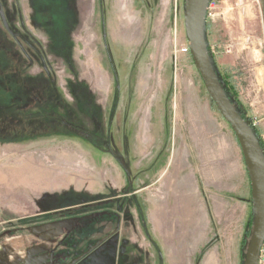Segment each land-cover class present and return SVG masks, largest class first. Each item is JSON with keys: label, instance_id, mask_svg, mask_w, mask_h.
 Returning <instances> with one entry per match:
<instances>
[{"label": "rangeland", "instance_id": "rangeland-1", "mask_svg": "<svg viewBox=\"0 0 264 264\" xmlns=\"http://www.w3.org/2000/svg\"><path fill=\"white\" fill-rule=\"evenodd\" d=\"M50 8L74 24L72 40L27 43L29 15ZM263 16L264 0H213L206 19L220 81L257 133ZM8 27L22 47L5 38ZM187 47L185 0H0V57L20 56L10 83L24 86L12 108L20 138L0 140V201L14 193L19 215L57 199L58 212L42 218L53 264L107 242L117 264H244L250 178ZM4 69L0 59V84Z\"/></svg>", "mask_w": 264, "mask_h": 264}, {"label": "water", "instance_id": "water-1", "mask_svg": "<svg viewBox=\"0 0 264 264\" xmlns=\"http://www.w3.org/2000/svg\"><path fill=\"white\" fill-rule=\"evenodd\" d=\"M211 0H185L188 45L207 92L234 131L246 163L254 202V226L244 264H259L264 241V149L252 125L236 108L212 62L206 39V19Z\"/></svg>", "mask_w": 264, "mask_h": 264}, {"label": "crops", "instance_id": "crops-1", "mask_svg": "<svg viewBox=\"0 0 264 264\" xmlns=\"http://www.w3.org/2000/svg\"><path fill=\"white\" fill-rule=\"evenodd\" d=\"M7 31L10 38V30L7 29ZM19 57L9 49L2 56L4 60L15 59L20 64ZM11 72L14 71L8 70L2 73L6 78L0 84V106H3V110L0 112V121L8 131L7 135L1 137L0 140H3V143L5 140L10 141L8 144H11L12 138H16L17 140L20 138V136L18 138L16 136L20 132L21 127L14 125H20L23 122L21 116L17 114V109L12 114V108L18 104L21 98L16 93L22 92L24 86H18L19 84L12 85L10 83ZM12 102L14 103L13 106L11 105ZM23 142L24 140L20 144ZM13 195L14 193L8 194L4 198V202L0 201L2 202L0 203V264H53L52 255L56 251L53 249V234L42 232L43 229L47 230L42 226V218L58 212L57 199L54 205L52 198L46 197L39 202L40 210L37 213L18 215L17 213L19 212L14 213L13 203H16V201L19 203L20 199H17ZM25 198H22L24 202ZM20 210L19 207L18 211ZM30 219H35L36 222L30 224L31 221L28 223ZM52 224L53 222H46L47 226H51ZM27 225L33 227L28 229Z\"/></svg>", "mask_w": 264, "mask_h": 264}, {"label": "trees", "instance_id": "trees-1", "mask_svg": "<svg viewBox=\"0 0 264 264\" xmlns=\"http://www.w3.org/2000/svg\"><path fill=\"white\" fill-rule=\"evenodd\" d=\"M38 1L40 2L42 0H38ZM45 3H47V1H45ZM50 4H48V5L50 6ZM52 7L54 8L55 6H52ZM46 11H47V13H46ZM53 16L54 15H53V12H52V9L51 8L49 10H40V11H37V12H33L32 15H29L30 19L28 18L26 20V22H29L30 21L31 22V26H28V32L27 33H28L29 41H26V42L30 44V43H32L34 41H38V42L42 43L45 47H48V48L49 47H52V48H54L56 46V42H58V41L61 42L62 39H65V38L66 39H69L70 38V40H72V38H73V28H74V24L73 23H70L69 25H65L63 23H61V24L60 23H57V21H58L57 17L54 19L55 16L54 17ZM45 18H48V19H45ZM3 24H4L3 25V29L5 31L6 24L5 23H3ZM59 26L65 28V31L64 30H61V27H59ZM69 27H71V28H69ZM8 30H10V35H12L13 40L11 39V36L9 38V34H8V36L6 35L5 38L8 41H10L11 44H12V42L13 43L16 42V43L20 44V46L22 47V44L24 42V40L22 38H24V36H20L17 32L12 31L9 28H8ZM39 35L41 36V38L43 37V38H46V39L42 41L40 39ZM41 48H42V45H41ZM186 52L189 55L190 59L194 62L189 47L187 48V51ZM20 53L22 54V51ZM20 53H18V55H20ZM40 54L43 56V52L42 51L40 52ZM0 59L2 60V65L5 67L4 71L10 70L12 63L14 65V67H13L14 70L16 69V65L19 64L17 62V60H15V59H12V60H9V61L4 60L2 57H0ZM194 64H195V62H194ZM225 91H226V89H225ZM212 102H213V100H212ZM214 105H215V103H214ZM216 108H217V106H216ZM217 110H218V108H217ZM218 112H219V110H218ZM255 133H256L257 136L259 135L256 131H255Z\"/></svg>", "mask_w": 264, "mask_h": 264}, {"label": "flooded vegetation", "instance_id": "flooded-vegetation-1", "mask_svg": "<svg viewBox=\"0 0 264 264\" xmlns=\"http://www.w3.org/2000/svg\"><path fill=\"white\" fill-rule=\"evenodd\" d=\"M110 243H100L92 247L82 257L73 259L71 264H117V261L113 259V248L112 243ZM54 253L52 255V263L54 261Z\"/></svg>", "mask_w": 264, "mask_h": 264}, {"label": "built area", "instance_id": "built-area-1", "mask_svg": "<svg viewBox=\"0 0 264 264\" xmlns=\"http://www.w3.org/2000/svg\"><path fill=\"white\" fill-rule=\"evenodd\" d=\"M212 2H213V0H211L209 8L211 7ZM187 48L185 49V51H187ZM258 134H259L258 135L259 141L261 143L262 148L264 149V131L262 133H258ZM259 264H264V241H263V244L260 248Z\"/></svg>", "mask_w": 264, "mask_h": 264}]
</instances>
